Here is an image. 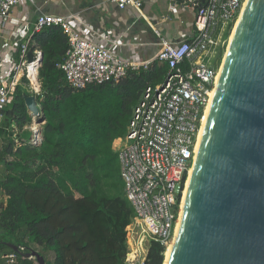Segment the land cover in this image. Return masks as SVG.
I'll return each instance as SVG.
<instances>
[{
	"label": "trees",
	"instance_id": "16d2710c",
	"mask_svg": "<svg viewBox=\"0 0 264 264\" xmlns=\"http://www.w3.org/2000/svg\"><path fill=\"white\" fill-rule=\"evenodd\" d=\"M32 39L44 52L37 98L42 139L17 144L13 138L12 123L22 130L33 118L29 94L19 86L0 128V256L15 251L9 243L28 249L34 243L53 252L51 264H124L134 207L119 150L144 90L163 82L168 68L154 61L117 82L75 89L58 66L69 48L63 29L49 26ZM165 251L152 241L144 264H163ZM21 261L33 264L24 255Z\"/></svg>",
	"mask_w": 264,
	"mask_h": 264
},
{
	"label": "built area",
	"instance_id": "2783aa9c",
	"mask_svg": "<svg viewBox=\"0 0 264 264\" xmlns=\"http://www.w3.org/2000/svg\"><path fill=\"white\" fill-rule=\"evenodd\" d=\"M23 1L0 0V128L4 127L6 108L19 86L30 87L29 95L43 93L42 50L32 35L46 27L59 26L68 36L69 48L58 66L64 71L66 83L75 89L117 82L131 72L148 69L154 61L168 68L163 82L144 90L119 150L125 193L134 207L127 228L124 264H144L152 241L167 247L175 235L183 192L198 151L199 131L220 75L222 50L246 0H193L194 32L176 41L165 38L160 27L149 22L157 38L139 45L151 43L159 47V52L147 61L119 54L115 50L121 44L118 39L97 32L75 13L41 12L33 30L27 29L28 23L23 19L19 26L10 29L13 11ZM108 1L120 9L132 6L143 16V0ZM85 32L94 33L110 45L98 43ZM34 63L37 84L30 73ZM12 127L15 142L21 144L20 130L15 123ZM34 130L32 142L39 143L41 138ZM2 145L0 139V150ZM18 247L19 251L2 254L0 264H22V255L39 264L36 256H26L32 247Z\"/></svg>",
	"mask_w": 264,
	"mask_h": 264
},
{
	"label": "water",
	"instance_id": "95a60500",
	"mask_svg": "<svg viewBox=\"0 0 264 264\" xmlns=\"http://www.w3.org/2000/svg\"><path fill=\"white\" fill-rule=\"evenodd\" d=\"M236 24L167 264H264V0H247ZM26 105L44 122L35 95Z\"/></svg>",
	"mask_w": 264,
	"mask_h": 264
},
{
	"label": "crops",
	"instance_id": "0c3cea01",
	"mask_svg": "<svg viewBox=\"0 0 264 264\" xmlns=\"http://www.w3.org/2000/svg\"><path fill=\"white\" fill-rule=\"evenodd\" d=\"M75 13L100 33L109 34L118 39L120 45L116 51L125 57H140L152 60L159 52V47L151 43L157 36L152 24L160 27L162 35L170 40H180L194 32L196 5L193 0H143L141 16L134 7L120 9L108 0H25L13 11L10 29L27 22V29L33 30L36 17L41 13ZM98 43L109 46L94 33L85 32ZM28 127V126H27Z\"/></svg>",
	"mask_w": 264,
	"mask_h": 264
},
{
	"label": "bare ground",
	"instance_id": "6f19581e",
	"mask_svg": "<svg viewBox=\"0 0 264 264\" xmlns=\"http://www.w3.org/2000/svg\"><path fill=\"white\" fill-rule=\"evenodd\" d=\"M246 1H247V0H246ZM245 3H246V2H245ZM237 22H238V21H237ZM236 26H237V24L235 25V27H234V29H233V31H232V33H231L230 40L232 39V37H233V35H234V33H235ZM230 40H229V42H230ZM227 49H228V47H227ZM226 53H227V51H226ZM226 53H225L224 58L226 57ZM223 61H224V59H223ZM223 61H222V63H221V66H222V64H223ZM221 66H220V70H221ZM30 73H31V77H32V79H33V81H34V80L36 79V77H37L36 63H34V64L31 65V67H30ZM218 78H219V77H218ZM24 89H25L26 91H30L31 88L25 86ZM214 93H215V90L211 93V98H210L209 104H208V106H207V108H206L205 116H204V119H203V124H202V126H201L200 131H199V137H198V142H197V150H198L199 147H200V143H201V139H202V136H203V132H204V127H205V123H206L207 115H208L209 110H210V106H211V102H212V98H213V96H214ZM33 129H36V127L33 128ZM33 129H32V130H33ZM32 130H31V131H32ZM193 171H194V165H193V167H192L191 170H190V174H189V177H188V180H187V183H186V186H185L184 192H183V197H182V202H181V208H180V209H181V210H180V217H179L178 222H177V226H176V230H175V235H174V237H173V240H171V241L168 243V245H167V248H166V251H165V254H164V255H165V259H164V263H163V264H167L168 258H169V256H170V253H171L172 248H173L174 243H175V236H176V233H178V230H179V228H180L181 218H182V214H183V211H184V208H185V203H186V199H187V195H188V191H189L190 183H191V180H192ZM142 237L145 238L144 236H142ZM170 243H171V245L169 246Z\"/></svg>",
	"mask_w": 264,
	"mask_h": 264
},
{
	"label": "rangeland",
	"instance_id": "374dc122",
	"mask_svg": "<svg viewBox=\"0 0 264 264\" xmlns=\"http://www.w3.org/2000/svg\"><path fill=\"white\" fill-rule=\"evenodd\" d=\"M234 27H235V25L229 30V34H228V36H227V39H226V42H225V46H224V51H223L222 61H223L224 56H225V53H226V51H227V47H228V45H229L230 36H231V33H232ZM222 61H221V62H222ZM34 81H35V80H34ZM30 90H31V89H30ZM27 92L30 93V91H27ZM35 95H36V97L38 98V96H39L40 94H35ZM38 102H39V101H38ZM39 104H40V103H39ZM39 121H40V120H39ZM43 124H44V122H42V123L37 122V121H36V118L33 116L31 124L26 125L22 130H20V134H21L22 138L25 139V140H28V139H29V141H32V138H31V137H33V135H34V133H33V130H34V129H33V128L36 127L35 130L39 131L38 135H39L40 138L42 139V133H41V130H42ZM27 126H28V127H27ZM32 129H33V130H32ZM31 130H32V131H31ZM35 130H34V131H35ZM0 139H2V138L0 137ZM3 177H4V165H3V163H0V179H2ZM4 199H5V198H4ZM2 200H3V197L0 196V202H1ZM180 210H181V209H180ZM130 241H132V240H130ZM170 245H171V243L169 244V246H170ZM31 247H32V249H34V250L40 252V253L45 257V259H46V264H51V262H52V260H53V258H54V255H53V252H52V251H48V250H46V249L42 248L41 246H39V245H37V244H34V243H31ZM166 248H167V247H166Z\"/></svg>",
	"mask_w": 264,
	"mask_h": 264
}]
</instances>
